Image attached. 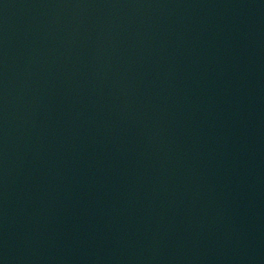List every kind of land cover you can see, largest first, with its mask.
I'll return each instance as SVG.
<instances>
[{"label": "water", "instance_id": "water-1", "mask_svg": "<svg viewBox=\"0 0 264 264\" xmlns=\"http://www.w3.org/2000/svg\"><path fill=\"white\" fill-rule=\"evenodd\" d=\"M0 264H264V0H0Z\"/></svg>", "mask_w": 264, "mask_h": 264}]
</instances>
